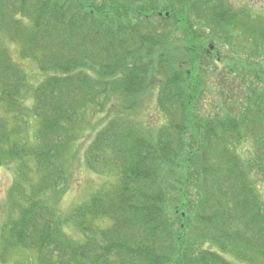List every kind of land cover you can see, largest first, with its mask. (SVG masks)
Masks as SVG:
<instances>
[{"label": "trees", "instance_id": "trees-1", "mask_svg": "<svg viewBox=\"0 0 264 264\" xmlns=\"http://www.w3.org/2000/svg\"><path fill=\"white\" fill-rule=\"evenodd\" d=\"M231 3L178 0L156 19L146 0H0V166L15 174L0 264H264V14ZM192 15L259 45L262 62L239 64L242 105L199 111L219 54ZM150 93L157 128L132 116ZM115 100L83 152L106 181L61 213L79 142Z\"/></svg>", "mask_w": 264, "mask_h": 264}, {"label": "rangeland", "instance_id": "rangeland-1", "mask_svg": "<svg viewBox=\"0 0 264 264\" xmlns=\"http://www.w3.org/2000/svg\"><path fill=\"white\" fill-rule=\"evenodd\" d=\"M102 1L104 2V0ZM146 2H149L152 6V11L157 19L159 17L158 11L159 14H161L160 16L164 17L166 13H173L170 9L174 8L176 5L175 3L178 2V0H146ZM231 2V5L236 12L242 11V13H249L250 10L253 14H264V0H231ZM176 7L179 8L181 6L176 5ZM176 16L179 17V14ZM192 17L193 19L190 22L198 20L194 22L193 25H197L198 29L196 30L199 35L208 37L214 32L212 43L214 45L217 44L218 51L216 53L219 54L216 56V59L212 60V64L210 63L211 67L207 64V72L205 74L206 87L200 96L201 103L198 104L199 111L207 115H213L215 112L220 110V107L225 105L224 99L231 101L235 100V103L242 105L239 102L243 101L249 82L241 79L239 75L240 71L238 70H242V67L239 64L244 60L254 64L255 62H262L256 60L251 61L252 58L255 57L254 52L259 48V45L257 44L255 47L254 42L251 41L253 39L250 37L246 38V35L242 34L240 29L231 30L228 27L219 26L218 21L197 18L195 15H192ZM193 25L190 26L194 27ZM9 46L13 59L21 65V67H23L31 77H33V80L34 78H37L39 69L36 64L32 60L27 58L25 59V57H23L18 44L11 43ZM242 46L244 47L242 48ZM191 52L201 54L203 53V49L198 47L195 48V50H191ZM258 54L260 53H257L256 55ZM231 61H234L236 64L234 65ZM250 67L253 69L255 68V66L247 65L244 66V69L250 70ZM142 104L143 105L132 114L133 118L151 126L152 128L160 126L162 116L158 113L156 94L150 93ZM115 106H117L116 100L112 102L110 106L111 109H108V111L104 114H101L94 119L96 120L94 130H85V138L79 142V153L73 164L70 188L66 191L59 203L61 213H67L71 207L86 199L96 188L101 186L103 182L106 181V178L103 175L94 174L88 169L83 158V152L93 139L95 131L109 119V116L114 115L115 111L112 110L116 108ZM234 111H236V109ZM90 122L92 121L86 120L88 126ZM14 177L15 174L12 167L0 166V229L10 211L8 198L11 192V186L14 182ZM262 177L263 176L261 174L256 176L258 179L257 185L260 187L261 194L264 197V179H262ZM66 224L68 223L64 224V228L68 235L73 238H78L77 232L73 229V224L71 222L68 226ZM195 230L196 226L193 222L190 227V231L194 232ZM185 241H187L186 238ZM187 243L190 245L193 244L189 241H187ZM23 257L24 255L19 256L14 253L11 256L10 263L16 264ZM233 259L235 264H243L239 260L235 258Z\"/></svg>", "mask_w": 264, "mask_h": 264}]
</instances>
